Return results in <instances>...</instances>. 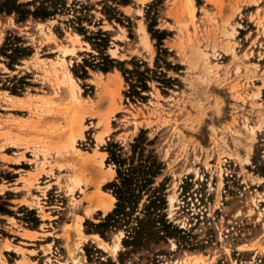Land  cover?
<instances>
[{
	"label": "rangeland",
	"instance_id": "rangeland-1",
	"mask_svg": "<svg viewBox=\"0 0 264 264\" xmlns=\"http://www.w3.org/2000/svg\"><path fill=\"white\" fill-rule=\"evenodd\" d=\"M156 1L131 0L119 7L122 26H101L111 35V58L141 60L150 68L157 49L146 22L155 18V29L168 33L162 44L174 67L162 71L175 81L172 87L149 82L144 102L124 96L127 86L116 69L86 68L85 80L73 75L92 50L65 24L68 16L16 23L13 15L0 14V47L12 33L31 50L13 71L0 59V195L13 194L19 218L5 217L0 264H105L107 258L118 264L123 232H108L106 240L98 235L100 241L90 225L113 208L90 217L85 208L89 198L106 196L101 191L111 195L103 187L115 174L105 178L114 168L106 164L104 148L109 142L128 148L141 130L153 141L146 150L154 149L164 164L157 183L166 187L167 218L188 236L176 233L139 247L123 264L194 258L264 264V178L258 174L264 167V0H162L147 15ZM14 77L26 79L19 95L6 90ZM72 138L80 153L69 147ZM21 207L36 212L37 228Z\"/></svg>",
	"mask_w": 264,
	"mask_h": 264
},
{
	"label": "trees",
	"instance_id": "trees-1",
	"mask_svg": "<svg viewBox=\"0 0 264 264\" xmlns=\"http://www.w3.org/2000/svg\"><path fill=\"white\" fill-rule=\"evenodd\" d=\"M160 2L162 0L147 6L146 14L149 15L148 10ZM130 4L131 0H102L97 5H91L88 1L82 0H72L70 3L67 0H30L24 3L19 0H0V14L13 15L16 23H22L30 17L44 22L55 19L57 16H68L64 21L65 24L79 34L92 50L87 54L88 58L82 59L81 64L75 65L73 75L85 80L88 77L86 68L102 73L116 69L127 86L124 96L132 101L144 102L147 99L145 93L150 90L149 82L156 81L162 86H173L175 80L167 78L162 69L169 70L174 65L166 59L170 52L162 44L168 33L155 29V18H150V22H146L147 32L156 42L157 49L152 68L141 60L119 61L111 58L107 53L111 35L101 28L102 23L106 21L122 26L125 17L119 7ZM96 6L100 9L97 10ZM92 11L98 12L101 17L95 20ZM126 20L129 23V19L126 18ZM30 56L31 50L25 46L21 37L9 33L4 38L0 47V59H4L3 63L7 69L13 71L21 60ZM25 80L24 77L20 79L14 77L12 88L6 90L13 95H19L23 91V85H26ZM144 134L145 132L141 130L139 135L128 144V148L117 142H109L104 148L107 152L106 164L113 166L115 177L103 189L111 193L115 203L113 209L103 219L97 224L90 222V225L93 228L92 233L104 240L108 232H123L121 245L124 251L118 254V264H123L122 260L125 256L146 244L174 238L176 233L188 236L184 230L178 229L167 218L166 187L162 182L157 183V177L164 169V164L159 160L154 149L146 150L153 141H149ZM258 171V174L264 178V167H258ZM14 179V176L7 178L10 181ZM12 196L10 192L0 195V237L3 238L7 237L4 231L5 217L19 219L16 216L17 213L12 210L14 207L11 203ZM19 209L21 213H25L24 218L32 223L33 229L41 224L34 210H28L25 207ZM86 225L87 222H85ZM108 263L116 264L110 258H107L105 262V264Z\"/></svg>",
	"mask_w": 264,
	"mask_h": 264
},
{
	"label": "bare ground",
	"instance_id": "bare-ground-1",
	"mask_svg": "<svg viewBox=\"0 0 264 264\" xmlns=\"http://www.w3.org/2000/svg\"><path fill=\"white\" fill-rule=\"evenodd\" d=\"M66 72V71H65ZM101 74V73H100ZM65 81H66V85H67V87H68V89H69V92H70V94L72 95V97L74 98V99H76L77 101H79L80 99H78L77 97H76V89H77V84L75 83V80H74V78H73V76H72V74L70 73V72H66L65 73ZM64 81H62V83H63ZM61 85V84H60ZM78 94V93H77ZM80 96V95H79ZM9 98L10 99H15V100H18L19 101V99H21V98H19V97H14V96H9ZM82 100V99H81ZM79 103H80V101H79ZM78 117V116H77ZM83 119V118H82ZM73 121V120H72ZM76 121V119H74V121L73 122H75ZM80 122V121H79ZM81 123V122H80ZM82 125V124H81ZM84 126H82V128H83ZM85 128V127H84ZM79 138H82L84 135H83V131L81 130V128H80V131H79V133H78V135H77ZM76 136V137H77ZM102 137H103V134H99V135H97V139L99 140V141H102ZM37 141V140H36ZM104 141V140H103ZM74 144H75V138H72L71 139V141H70V143H69V147L71 148V149H74L76 152H78V153H80V151H79V149H77V148H75V146H74ZM93 155V154H92ZM115 173H114V171L113 170H111V171H109V173H108V175L105 177V178H109V177H112L113 175H114ZM96 186V185H95ZM98 187V186H97ZM99 188H97V191H99L98 190ZM97 193V192H96ZM101 194H103V195H106V196H104L100 201H98V202H94V201H96V199L95 200H93V199H91V198H89L88 199V207L87 208H85V215L87 216V217H90L93 213H94V211L96 210V209H98V210H101V211H103L104 213H106V212H108V211H110L112 208H113V205H114V202H115V198L112 196V195H109V194H106V193H104V192H100ZM94 196H96V195H94ZM89 197H91V196H89ZM93 197V196H92ZM79 220L81 221L82 220V218L80 217L79 218ZM77 222V221H76ZM77 226V225H76ZM78 227V229H77V231H78V233L80 234V227H81V225H79V226H77ZM75 229V228H74ZM82 235V234H81ZM95 238H97L98 240H100L101 241V239L99 238V236L98 235H93ZM30 238V237H29ZM102 243V242H101ZM8 245V244H7ZM101 246V245H100ZM117 246V245H116ZM183 264H205V261L204 260H202V259H199V258H194V259H191V260H185V261H183Z\"/></svg>",
	"mask_w": 264,
	"mask_h": 264
},
{
	"label": "crops",
	"instance_id": "crops-1",
	"mask_svg": "<svg viewBox=\"0 0 264 264\" xmlns=\"http://www.w3.org/2000/svg\"><path fill=\"white\" fill-rule=\"evenodd\" d=\"M21 150H22V148H20ZM11 150H12V152L14 153V154H16V152H15V148H11ZM19 153H23V151H21V152H19ZM25 153H28V152H26L25 151ZM7 157H10V155H6ZM29 233H35L34 231H29Z\"/></svg>",
	"mask_w": 264,
	"mask_h": 264
}]
</instances>
